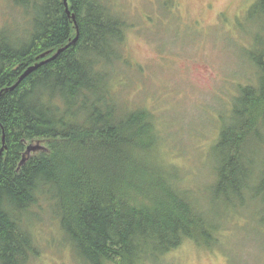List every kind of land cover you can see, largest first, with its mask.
Wrapping results in <instances>:
<instances>
[{
	"label": "trees",
	"instance_id": "16d2710c",
	"mask_svg": "<svg viewBox=\"0 0 264 264\" xmlns=\"http://www.w3.org/2000/svg\"><path fill=\"white\" fill-rule=\"evenodd\" d=\"M9 1L25 28L17 37L10 34L13 21L0 27V264H28L38 255L18 218L45 189L82 264H154L185 240L215 245L220 226L178 192L172 168L155 160L159 131L152 116L110 96L108 68L127 63L120 49L125 18L111 12L108 0H67L69 15L63 0ZM249 13L264 21V0ZM76 36L9 90L28 67ZM248 54L255 81L235 86L211 147L212 198L233 211L251 201L264 209V158L254 171L253 152L254 142L264 145V41L257 35ZM32 143L42 149L26 154Z\"/></svg>",
	"mask_w": 264,
	"mask_h": 264
},
{
	"label": "rangeland",
	"instance_id": "374dc122",
	"mask_svg": "<svg viewBox=\"0 0 264 264\" xmlns=\"http://www.w3.org/2000/svg\"><path fill=\"white\" fill-rule=\"evenodd\" d=\"M108 1L128 25L120 48L127 63L108 68L110 96L122 108H142L152 116L159 131L154 159L172 168L178 192L220 226L215 245L185 240L154 264H264V209L257 201L226 209L222 200H213L211 188V147L230 113L235 86L255 81L248 52L256 35L264 41V21L249 13L256 0ZM19 16L9 0H0V27L13 21L10 34L17 37L25 28ZM263 146L253 145L257 172ZM39 199L18 218L38 252L28 264H82L64 239L50 191Z\"/></svg>",
	"mask_w": 264,
	"mask_h": 264
},
{
	"label": "water",
	"instance_id": "95a60500",
	"mask_svg": "<svg viewBox=\"0 0 264 264\" xmlns=\"http://www.w3.org/2000/svg\"><path fill=\"white\" fill-rule=\"evenodd\" d=\"M63 6L65 9V12L67 15H69V11H68V6H67V0H63ZM73 20V17H71ZM77 40V36L66 46L58 49L54 55H52L51 57L45 59V60H41L39 63H35L34 65L28 67L24 73L18 78L17 82L15 83L14 86L10 87L9 90H12L22 79H24L25 77H27L29 74H31L32 72H34L37 68H39L41 65L46 64L47 62L52 61L58 54H60L61 52H63L65 49H67L70 45H73ZM50 53L46 52L42 55L39 56V59H44L46 56H48ZM2 144L4 143V136H2V140H1ZM41 147L40 146H34V145H29L26 147V154H29L30 152H35L36 150H39ZM3 151V148L0 149V153Z\"/></svg>",
	"mask_w": 264,
	"mask_h": 264
}]
</instances>
